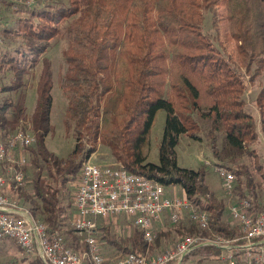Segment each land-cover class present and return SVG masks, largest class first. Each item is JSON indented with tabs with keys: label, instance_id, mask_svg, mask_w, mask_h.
Segmentation results:
<instances>
[{
	"label": "trees",
	"instance_id": "trees-1",
	"mask_svg": "<svg viewBox=\"0 0 264 264\" xmlns=\"http://www.w3.org/2000/svg\"><path fill=\"white\" fill-rule=\"evenodd\" d=\"M221 1L46 0L18 9L24 15L16 19L15 27L1 32L12 46L0 50V73L8 79L0 93L13 94L15 100L5 98L0 103V138L27 129L26 123L32 125L36 144L29 149L27 182L11 194L37 219L52 229L70 223V183H76L82 162L100 143L110 149L114 163L167 187L180 185L184 196L209 213L212 231L199 230L184 219L171 228L176 234L236 235L223 221L225 203L205 184L206 166L182 168L176 151L182 134L199 140L203 133L216 164L230 163L225 168L235 175L237 195L252 198L258 207L255 177L240 160L250 153L256 161L257 152L250 146L260 133L264 135V82L260 81L264 75V0H224L238 64L225 55L212 31L206 30L208 13L213 25L217 23ZM63 32L68 39L63 53L67 69L59 77L68 101L64 126L76 140L66 158L46 145L54 101L53 61L47 52ZM38 66L36 104L28 117L25 78ZM257 82L259 117L247 110L245 100L248 85ZM161 109L166 111V122L156 164L148 158L152 125ZM256 162V171L264 178L263 166ZM32 168L36 172L29 179ZM29 183L33 193L27 191ZM64 199H68L66 204ZM171 230L158 232L155 244L159 248L161 238ZM104 231L106 241L125 254L145 253L152 246L137 229L127 237L112 234L109 225ZM194 255L221 260L217 247H200L183 263Z\"/></svg>",
	"mask_w": 264,
	"mask_h": 264
},
{
	"label": "built area",
	"instance_id": "built-area-1",
	"mask_svg": "<svg viewBox=\"0 0 264 264\" xmlns=\"http://www.w3.org/2000/svg\"><path fill=\"white\" fill-rule=\"evenodd\" d=\"M2 1L0 42L4 29ZM20 1L32 8L39 0ZM35 144V134L24 128L0 138V239L15 242L37 264H182L197 248L213 246L221 251L225 264H264V207H257L250 197L229 208L240 229L237 238L185 236L174 247L153 256L125 254L111 246L104 238V228L118 226L122 219L128 222L124 227H134L142 232L146 242L152 243L159 231L182 224L184 219L199 230L212 231L210 215L186 196L167 195V186L156 179L131 172L119 163L97 164L90 158L82 162L76 181L70 219L76 242L69 243L64 234L37 219L11 194V190L24 187L27 182L25 167L29 149ZM217 171L222 189L232 195L237 185L235 175L225 167Z\"/></svg>",
	"mask_w": 264,
	"mask_h": 264
},
{
	"label": "rangeland",
	"instance_id": "rangeland-1",
	"mask_svg": "<svg viewBox=\"0 0 264 264\" xmlns=\"http://www.w3.org/2000/svg\"><path fill=\"white\" fill-rule=\"evenodd\" d=\"M40 4H42L46 0H39ZM50 1V0H48ZM65 1V0H62ZM10 3V4H9ZM2 4V21H3V28L6 27H15L16 19L24 14L18 12L19 8L27 9L26 6L20 0H3ZM36 5V4H35ZM217 23L213 25V17L211 13L207 15V23H206V30H211L212 34L214 35L216 42L222 46L224 49V53L227 57L231 58L235 64L239 63V54L237 50V44L234 38L231 35L230 31V23L228 19L227 8L225 6V1H221L217 7ZM11 47L12 43L9 42L7 39H3L0 42V50L5 47ZM68 46V39L66 38L64 32L62 33L61 37L53 40L50 44V48L47 52V56L53 61V68H54V85L52 89L53 95V107L51 112V124L52 130L47 135L46 138V145L48 149L54 152L57 156L61 158H66L69 154L73 152L76 145V140L74 135L71 132H68L64 126V118L66 114V110L68 107V101L65 97L61 85L59 83V77L62 76L66 69L67 65L63 56L64 51ZM41 66L34 68L30 73L26 76L25 82L26 86L24 88L25 92L27 93V106H28V117L34 111L35 104H36V88L37 82L40 74ZM261 82H264V75L260 78ZM8 82L6 74L0 73V86ZM260 85L257 82L256 84H249L245 93V100L247 103V110L252 113L255 117H259L258 109L255 104V99L260 90ZM5 98H10L15 100V96L10 93L1 92L0 93V103ZM166 122V111L159 110L155 116L154 123L151 129V152L148 158V162L152 163H159V151L160 146L163 140L164 135V128ZM27 130L34 133L31 128V123H26ZM30 125V126H29ZM31 127V128H30ZM36 136V135H35ZM200 139H194L187 134H182L180 136V141L176 147L177 151V162L178 166L182 168H188L193 170H198L202 166H206L208 169L205 184L207 187L212 191L219 200L225 203V210L223 215V221L227 224L228 227L235 230L236 235L232 238L239 237L240 229L236 223L233 222V219L230 215L229 208L231 205L236 203V201L241 200L236 192L232 195H228L221 187V178L219 175V171L217 169L221 166L217 165V160L215 159L210 143L206 136L203 133L199 134ZM222 143V140H219V144ZM85 148H89V144L85 145ZM250 149L257 152V159L258 164L263 166L264 171V135L260 133L259 139L254 143L251 144ZM90 159L92 162L97 164H113L115 162L114 158L111 155L110 149L106 146H103L99 143L97 151L94 152ZM255 158L249 153L245 154L242 157L240 162L244 163L248 169L253 173L255 177V193H256V200L258 201L256 204H259L258 207H264V178L256 171L257 162ZM230 163L225 165L228 167ZM225 166V167H226ZM226 167V168H227ZM36 170L34 168L31 169L29 176L31 179L33 173ZM27 191L33 193L32 185L29 183L27 186ZM236 191V188H235ZM167 195H175L184 196L185 192L180 185H173L167 187ZM76 193V183H70V201L74 202V197ZM65 204L68 202V199H64L63 201ZM123 220V219H122ZM119 220L117 222L118 226L109 225L112 231V234H117L119 236L127 237L128 233L130 232L132 235L134 233L135 228L131 227V229H127L124 227L127 223L125 221ZM69 224V225H68ZM170 228V227H168ZM176 228V227H171ZM171 228L169 230H171ZM59 230L60 233L64 234L67 238L69 243L75 244L76 238L72 231V227L70 223H67V226H62L56 228ZM129 231V232H128ZM168 237H162V246L161 248L155 244V240L159 237H156L154 241L151 243L152 246H149L145 253L148 255H156L161 253L166 248L174 247V245L183 238L182 234H176L175 230L168 231ZM105 234V231H104ZM216 235V233H213ZM220 236V235H218ZM224 237L225 236H221ZM230 238V237H227ZM230 238V239H232ZM113 246V245H111ZM81 247L82 246H78ZM116 247V246H114ZM125 253V252H124ZM36 260H30L27 258L26 255L22 253V251L18 248V246L9 239H0V264H14L15 262L18 264H34L33 262ZM37 263V262H36ZM183 264H225L222 260H219L214 257H209L206 259H202L199 255H194V257L190 258Z\"/></svg>",
	"mask_w": 264,
	"mask_h": 264
}]
</instances>
